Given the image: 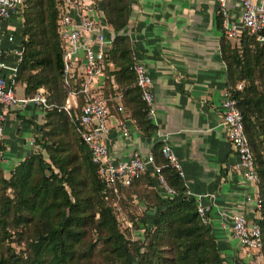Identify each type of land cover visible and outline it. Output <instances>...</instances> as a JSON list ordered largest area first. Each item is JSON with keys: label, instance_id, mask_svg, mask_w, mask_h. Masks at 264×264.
Instances as JSON below:
<instances>
[{"label": "trees", "instance_id": "trees-1", "mask_svg": "<svg viewBox=\"0 0 264 264\" xmlns=\"http://www.w3.org/2000/svg\"><path fill=\"white\" fill-rule=\"evenodd\" d=\"M99 1L106 22L116 32L105 61L118 68L106 67L105 91L109 94L114 83L121 87L123 103L139 127L149 133L154 125L134 84L131 42L121 32L129 20L130 0ZM23 15L20 31L27 36L12 84H25L26 96L39 87L45 89L51 104L42 109L47 130L41 138L34 137V143L42 146L47 159L35 149L19 160L8 178L0 171V264H93L94 245L82 248L89 223L118 264H225L212 226L202 221L195 199L186 194L184 180L163 156L161 144L152 153L175 195L162 196L154 187L156 178L150 170L128 185L117 183V192H103L104 184L81 138L78 120L62 107L67 86L56 0H24ZM221 51L227 64V89L237 98L258 172L261 206L256 221L262 230L264 256V41L245 32L231 43L223 34ZM70 132L73 140L66 137ZM136 184L142 185V193L146 187L156 189V204L160 205L145 231L147 242L127 239L117 223V206L124 192ZM9 188L11 195L6 192ZM96 199L102 205L97 218ZM8 226H20L21 231L28 232L26 251L17 252L3 244L10 235Z\"/></svg>", "mask_w": 264, "mask_h": 264}, {"label": "crops", "instance_id": "crops-1", "mask_svg": "<svg viewBox=\"0 0 264 264\" xmlns=\"http://www.w3.org/2000/svg\"><path fill=\"white\" fill-rule=\"evenodd\" d=\"M217 6V0H130L129 20L121 32L131 42L134 60L142 61L152 77L154 115L150 119L154 128L145 132L122 99V111L111 99L109 128L103 140L113 159L127 157L135 150L152 152L156 145L168 144L180 165L186 191L205 194L204 202L211 204L210 225L224 263L239 264L241 257L247 264L250 257L232 235L228 214L240 211L256 218L259 210L254 197L259 191L236 167L237 155L222 124L227 64L221 51L223 30ZM227 6L237 19L239 1L228 0ZM6 54L7 60L14 62V55L10 51ZM110 67L118 68L113 64ZM117 90L123 92L119 86ZM15 91L25 95V84L15 86ZM3 111L0 166L8 174L33 150L32 137L44 112L34 104L7 105ZM123 117L128 135H123L119 127ZM157 185L155 181L154 187ZM159 192L168 197L162 187Z\"/></svg>", "mask_w": 264, "mask_h": 264}, {"label": "built area", "instance_id": "built-area-1", "mask_svg": "<svg viewBox=\"0 0 264 264\" xmlns=\"http://www.w3.org/2000/svg\"><path fill=\"white\" fill-rule=\"evenodd\" d=\"M217 12L222 18L223 34L232 41H237L243 33L255 34L257 40L264 41V3L257 0H238L240 14L237 19L229 13L228 0H217ZM24 0H0V140L3 136L4 106L25 107L28 104L50 107L45 89L26 96L17 95L12 84L17 63L23 52V42L26 34L20 31L24 25ZM58 11L57 30L62 48L63 80L67 93L62 107L74 115L79 123V132L87 145L91 160L96 164V172L104 184L103 192H117V183L128 185L131 181L150 170L160 183L167 198L175 195L161 174V166L155 162L152 152L143 153L135 150L129 156L113 159L103 138L109 128L111 111L109 100L117 101L118 111L124 110L121 102L123 92L117 90L114 83L109 95L105 97L106 67L110 70L112 62H106L105 57L112 44L116 32L108 25L99 0H56ZM9 43L5 46V43ZM12 48V50H11ZM14 55V62L7 60V52ZM130 68L135 73L134 84L140 89L141 97L148 107L147 116L154 115L153 81L146 65L134 60ZM113 81V77L111 76ZM240 84H238V87ZM222 124L227 130V139L237 155L236 167L245 181L258 187V172L255 167L253 153L244 130L243 116L237 104V98L226 89L221 100ZM75 113H72V109ZM123 135L129 130L126 118L119 120ZM33 141V138H32ZM162 154L170 161L180 174V165L168 144L161 148ZM186 194L196 201L197 211L205 223H210L209 212L211 204L204 202L203 193ZM251 196H248L250 199ZM259 210L261 199L255 196ZM106 200L105 205H107ZM120 207L117 206V210ZM259 212V211H258ZM232 235L245 248L251 262L262 260V230L256 218H248L243 212L233 211L228 214ZM132 226V222H130Z\"/></svg>", "mask_w": 264, "mask_h": 264}, {"label": "rangeland", "instance_id": "rangeland-1", "mask_svg": "<svg viewBox=\"0 0 264 264\" xmlns=\"http://www.w3.org/2000/svg\"><path fill=\"white\" fill-rule=\"evenodd\" d=\"M43 123H44V118L43 121L37 127V131H36L37 135L35 134L34 136L35 139L37 136L38 138H41L42 135L46 132L47 128L43 127ZM70 133L66 137L70 140L71 139L73 140L72 133L71 134ZM34 137H32L33 141H34ZM35 149L41 150L47 159V153L42 148V146L37 142L33 144V150ZM0 169H1L0 170L1 173L8 178L10 173L5 174L1 166ZM157 186L156 189L159 192V187L161 188V186L160 185ZM141 189H142V185L136 184L134 185V187H131L130 189H127L124 192V195L121 200L120 208L116 210V217H117L118 227L120 231L123 232V234L127 239L131 241L146 239L145 242H147V237L145 238V231L147 227H150L149 223L152 220V217L156 214L157 208H159L160 205L156 204L158 200L156 195L154 194L156 189L152 187L151 188L146 187L145 192L143 193L140 191ZM6 192L11 195L10 188L7 189ZM96 200H97L96 202L97 213L95 214V218L98 217L99 215L98 211L100 210V208H102V205H100V203L98 202L99 199ZM130 222H132V226H130ZM21 229L22 228L20 226H8L7 231L10 233V235L3 240V244L4 245L9 244L17 252L26 251L28 232H25V229L21 231ZM84 241L85 242L84 245H82V248H88L87 246L94 245L93 247L94 250L91 257V262L93 264H118V261H116L111 256L112 254L104 250L105 243L103 242V239L100 237L96 228L92 227V223H89L88 227L86 228ZM0 248H1V244H0ZM141 250L144 249L142 248ZM250 259L249 261L247 260L248 261L247 264H254V263L264 264V256L262 257V260H260V262L254 261L253 263L250 261ZM239 264H246L241 257L239 259Z\"/></svg>", "mask_w": 264, "mask_h": 264}]
</instances>
